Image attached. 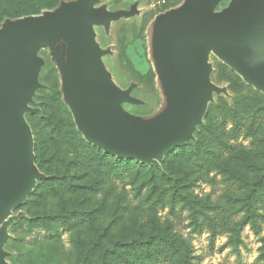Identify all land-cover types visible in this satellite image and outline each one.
<instances>
[{
    "label": "rangeland",
    "instance_id": "1",
    "mask_svg": "<svg viewBox=\"0 0 264 264\" xmlns=\"http://www.w3.org/2000/svg\"><path fill=\"white\" fill-rule=\"evenodd\" d=\"M85 1L0 0V30ZM254 1L210 0V11L226 16ZM189 6V0L89 4L94 50L89 77L105 96L116 97L112 104H100L110 106L108 116L117 124L144 131L154 126L140 122L164 118L151 30ZM258 34L264 40V22ZM237 38L264 64L263 46L253 45L249 32ZM205 46L187 39L181 49L198 67ZM207 48L196 79L200 109L191 131L172 151L145 162L109 152L86 137L66 98L58 55L43 41L32 46L20 82L38 176L31 192L0 222V264H139L144 259L182 264L181 254L187 264H264V89ZM52 120L60 122L56 142ZM70 127L85 145L78 135H68ZM209 129V152L190 161L183 148L205 138ZM116 241L132 244L116 247Z\"/></svg>",
    "mask_w": 264,
    "mask_h": 264
},
{
    "label": "water",
    "instance_id": "2",
    "mask_svg": "<svg viewBox=\"0 0 264 264\" xmlns=\"http://www.w3.org/2000/svg\"><path fill=\"white\" fill-rule=\"evenodd\" d=\"M91 2L6 24L0 30V66L13 76L18 66L16 55L26 60L27 52L37 42L50 44L60 59L66 98L78 125L90 141L105 150L150 162L172 151L189 134L200 109L201 88L196 79L207 59V45L264 89V64L237 38L238 33L249 32L253 45L263 46L258 32L264 22V0H255L245 10L226 16L212 13L210 0L203 5L199 0H189L188 8L172 12L151 30L153 55L165 97L164 118L157 124L150 120L146 124L140 122L142 127L154 126L144 131L117 124L108 116L110 106L100 104L101 100L112 104L116 97L105 96L89 77L94 60L87 28V22L93 19L88 10ZM194 17L201 18L203 27L213 22L208 34L199 30ZM187 39H199L206 45L202 64L194 76L181 51ZM225 45L231 47L239 61L227 54ZM21 89L14 77L0 79V222L31 192L38 176L32 133L23 116Z\"/></svg>",
    "mask_w": 264,
    "mask_h": 264
},
{
    "label": "trees",
    "instance_id": "3",
    "mask_svg": "<svg viewBox=\"0 0 264 264\" xmlns=\"http://www.w3.org/2000/svg\"><path fill=\"white\" fill-rule=\"evenodd\" d=\"M67 116H68V119L70 118V116H69V114H67ZM68 122V125H69V121H67ZM51 124H52V126L54 127V131H53V138H52V140L54 141V142H56L57 141V139H59L60 138V132H61V129H60V122L59 121H54V120H52L51 121ZM73 133H74V135H73ZM75 134L76 135H78V137L76 136V140H80V142H82V144H86L85 143V141L79 136V134L75 131V129L73 128V127H70V130L68 131V135H73V136H75ZM70 138L68 139V141L70 142ZM213 140V132H212V129H209V131L207 132V135L205 136V138H203V139H199L197 142H195L194 144H192V145H190V146H185L184 148H183V154L185 155V156H187L188 157V159L190 160V161H192V162H198L199 161V159H204V157L206 156V153H208L209 152V144H210V142ZM67 144H69V143H67ZM176 154V153H175ZM181 165H183L184 166V164H181ZM167 171H169V174H172L171 172H170V168H169V170H167ZM170 176V175H169ZM58 180V179H57ZM58 181H60V179L58 180ZM34 194H39V192L38 191H36V192H33V194L31 195V196H33L34 197ZM32 197V198H33ZM35 199V198H34ZM38 204H40V201L36 204V206H38ZM37 209H39L38 207H37ZM65 211H64V209L61 211V214H63ZM37 214H39L40 213V211H37L36 212ZM91 213V212H90ZM66 215V214H65ZM60 219H61V217H57V220H59L60 221ZM102 233L99 235V237H98V239L97 240H99L100 239V237H102ZM127 242V241H126ZM135 244L136 243H140V242H137V240H136V242H134ZM132 243H122V242H120L119 243V241H116L115 242V246L116 247H125V246H127V245H131ZM83 245H82V242L80 243V245H79V248L80 247H82ZM147 248V247H146ZM145 248V249H146ZM144 249V250H145ZM147 250V249H146ZM169 253V252H168ZM180 259H181V261H182V264H187V260H186V258H185V254H181L180 255ZM139 264H147L146 263V261H145V259L143 260V262H141V263H139Z\"/></svg>",
    "mask_w": 264,
    "mask_h": 264
},
{
    "label": "bare ground",
    "instance_id": "4",
    "mask_svg": "<svg viewBox=\"0 0 264 264\" xmlns=\"http://www.w3.org/2000/svg\"><path fill=\"white\" fill-rule=\"evenodd\" d=\"M94 10V9H93ZM95 11V10H94ZM194 21L197 23V26L199 27V30L205 34H208L209 32V29L210 27H212L214 24L213 22H208V26L207 27H203L201 25V18H198V17H194L193 18ZM186 20V19H184ZM87 28H88V25H87ZM88 31H89V28H88ZM93 37V36H92ZM96 45V44H95ZM225 49H226V52L229 56H232L234 57L236 60H238V58L235 57V55L233 54V52L230 50L231 47L229 45H225ZM92 53H94V50L92 48ZM25 59L23 58H20L19 56L16 55V64L18 63V66H17V71L16 73L12 76L11 73L7 72L6 70L3 69V65L2 67L0 66V79H3V77H5L6 79H12L14 77V79H16L17 83H18V87L21 86V82H20V79L19 78V75L20 73L22 72L23 70V67H24V63H25ZM239 61V60H238ZM104 71V70H103ZM4 73H7V75L4 76ZM8 87H9V83H8ZM206 101V100H205ZM107 109V107H106ZM118 109V108H117ZM121 111V110H120ZM122 112V111H121ZM161 114V113H160ZM162 115V114H161ZM129 117V116H128ZM158 118V117H157ZM160 118V117H159ZM156 119V118H155ZM127 122V121H126ZM134 127H137V126H134Z\"/></svg>",
    "mask_w": 264,
    "mask_h": 264
},
{
    "label": "crops",
    "instance_id": "5",
    "mask_svg": "<svg viewBox=\"0 0 264 264\" xmlns=\"http://www.w3.org/2000/svg\"><path fill=\"white\" fill-rule=\"evenodd\" d=\"M263 46H264V42H263ZM181 51H182V49H181ZM182 53L186 56L185 52L182 51ZM186 58L188 59L187 56H186ZM188 63H189V67H190V70L192 71V75H193V72H195L197 70V67L195 66V64L192 65V63L189 59H188Z\"/></svg>",
    "mask_w": 264,
    "mask_h": 264
}]
</instances>
